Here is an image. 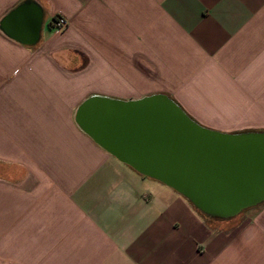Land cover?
Listing matches in <instances>:
<instances>
[{"label":"crops","instance_id":"crops-1","mask_svg":"<svg viewBox=\"0 0 264 264\" xmlns=\"http://www.w3.org/2000/svg\"><path fill=\"white\" fill-rule=\"evenodd\" d=\"M24 1L0 0V264H264V202L208 216L74 117L91 94L166 93L203 125L264 130V0H33L36 40L4 21Z\"/></svg>","mask_w":264,"mask_h":264},{"label":"water","instance_id":"water-1","mask_svg":"<svg viewBox=\"0 0 264 264\" xmlns=\"http://www.w3.org/2000/svg\"><path fill=\"white\" fill-rule=\"evenodd\" d=\"M30 8L36 11L31 19L25 16ZM18 17L36 40L39 5L26 0L4 21ZM74 117L118 160L175 189L208 216L227 219L264 202V130L228 132L203 125L166 93L136 99L91 94Z\"/></svg>","mask_w":264,"mask_h":264},{"label":"built area","instance_id":"built-area-1","mask_svg":"<svg viewBox=\"0 0 264 264\" xmlns=\"http://www.w3.org/2000/svg\"><path fill=\"white\" fill-rule=\"evenodd\" d=\"M50 22L53 24L52 28H55L58 31H62L69 26L68 17L62 13L54 14Z\"/></svg>","mask_w":264,"mask_h":264},{"label":"rangeland","instance_id":"rangeland-1","mask_svg":"<svg viewBox=\"0 0 264 264\" xmlns=\"http://www.w3.org/2000/svg\"><path fill=\"white\" fill-rule=\"evenodd\" d=\"M57 14V13H56ZM64 15V14H63ZM54 30H56L55 28H54ZM65 30V29H64ZM58 31V30H57ZM63 31V30H62ZM243 128H252V126H249V125H247V126H244ZM256 128H263V126H257ZM254 209L255 208H249L248 210L246 209V210H243L242 212H240V213H242V215H244V214H247V215H251L253 212H254Z\"/></svg>","mask_w":264,"mask_h":264},{"label":"trees","instance_id":"trees-1","mask_svg":"<svg viewBox=\"0 0 264 264\" xmlns=\"http://www.w3.org/2000/svg\"><path fill=\"white\" fill-rule=\"evenodd\" d=\"M49 25L52 27V25H53L52 22H50ZM258 205H259V204H258ZM255 207H257V205H256V206H253V207H250V208H255ZM247 209H249V208H247ZM245 210H246V209H245Z\"/></svg>","mask_w":264,"mask_h":264}]
</instances>
